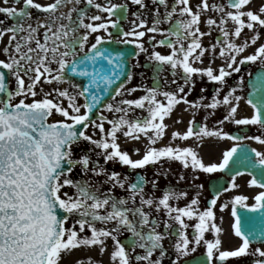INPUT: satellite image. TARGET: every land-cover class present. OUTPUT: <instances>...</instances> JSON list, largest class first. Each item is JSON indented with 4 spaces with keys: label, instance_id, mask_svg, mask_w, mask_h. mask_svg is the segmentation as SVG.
<instances>
[{
    "label": "snow or ice",
    "instance_id": "6c2138e0",
    "mask_svg": "<svg viewBox=\"0 0 264 264\" xmlns=\"http://www.w3.org/2000/svg\"><path fill=\"white\" fill-rule=\"evenodd\" d=\"M142 53L151 85L146 72L132 84ZM248 64L259 71L241 74ZM205 80L210 101L206 87L189 99ZM242 102L251 115H240ZM182 103L191 118L171 141H232L219 162L193 146H156ZM121 137L148 147L134 159ZM249 140L264 147V0H0V264H104L71 260L81 249L108 264H264V150ZM173 162L180 171L164 169ZM224 171L228 186L202 206L200 174ZM245 174L261 189L254 202L235 194L218 205ZM217 207H230L235 247H224Z\"/></svg>",
    "mask_w": 264,
    "mask_h": 264
},
{
    "label": "flooded vegetation",
    "instance_id": "af4514ba",
    "mask_svg": "<svg viewBox=\"0 0 264 264\" xmlns=\"http://www.w3.org/2000/svg\"><path fill=\"white\" fill-rule=\"evenodd\" d=\"M100 1L103 2V0H100ZM156 38L158 40L161 37L157 36ZM207 42L208 41L205 40V43H207ZM146 47H149V51H151L150 45H147ZM157 50L161 51L162 53H167L169 51V49L167 47H159ZM247 51H248V53H251L253 51V49L249 48ZM146 57H147V54H145V53H142L141 56L139 57L141 67L134 69V71L136 72V77L132 82L133 85L142 82L141 77H140L141 72H146V76L149 77V79H147L144 82L148 83L149 85H151V83H152V81L150 79L152 73L149 70L151 66L147 62ZM134 62H135V58H133L130 61V63H134ZM216 63L219 64V63H221V61L217 60ZM205 64H207V60H205ZM146 70H148V71H146ZM257 70H258V67L256 65L248 64V65L243 66V71L241 74H246L247 71H252L254 73ZM237 78H238V74H234L233 78L229 79V81H228L229 84H233L235 79H237ZM245 79L247 82V79H248L247 76H245ZM201 87L207 88V92L205 93V96L208 98L206 100V102H209L211 99V95L214 92V84H213V82H207L206 80L204 82L198 83L196 90L193 92V94L191 96H189V99H191V100L198 99L199 90ZM247 91H248V89L246 87L245 93H247ZM140 94L141 93H136L134 95H140ZM186 108H187V105L182 103L174 110L171 118H166V123H168L170 127L167 129L166 136L162 140L158 141L156 146L161 147V146L168 144L169 142H171L173 144V146H176V145L193 146L197 149V151L199 152V154L202 156V158L204 159V161L206 163L207 162H219V159L222 157V152L228 148L229 144L230 145L232 144V141H228V140L221 141V140H217L215 138H206L205 142L203 144H201L198 140H195V139H190L187 142L181 141V140L171 141V132H173L175 130H180L183 132L187 128L188 121L191 118V113L189 111H185ZM223 113H224V109H220L219 111H217L216 115L209 120V126L210 127L214 126L216 119L222 118ZM251 113H252V109L246 107L242 102L240 115L241 116L251 115ZM105 114L108 115V113H105ZM206 114H207L206 111L201 110L200 112L196 113L197 119L201 120ZM178 120L180 122L176 123V121H178ZM106 127H107V125H106ZM225 130L232 132L233 134H237V135L241 134L239 128L234 124L226 123ZM89 132H91V129L89 130ZM244 132L249 134V135H252V134H256L257 130L255 127L244 128ZM120 142H121L122 148L124 150L129 151V153L132 155V157L134 159L140 158V156H142L144 154V152L146 151V149L148 147V142H147L146 138H141L138 141H133L130 139L126 140L125 138L121 137ZM255 144L257 145V146L255 145L256 148H258L260 150H264V147L261 148V146L258 145L256 142H255ZM137 146L140 149L139 154H137L134 151V149ZM169 166L171 167L173 173H176V172L181 170V165L179 164V162H173L170 164L166 163L164 165V169H167ZM116 170H120V171H123L125 173L130 171L127 168L121 169L119 166H117ZM137 171H140V170H137ZM154 171H155V167L148 166L147 169L144 171V174L147 177L152 178ZM217 178H224L227 181V185L224 184V186H223L221 184H218V185H215L214 187H210L211 180H214ZM168 180H172V182L175 183V180L172 176L168 177L167 179L161 177V181H160L161 186L162 187L167 186ZM230 180H231V178L226 177L222 172H217L214 174L201 173L200 179L197 180L196 183L197 184H200V183L204 184V189L201 192L202 206L206 205L208 199H211L212 195H214L218 186L227 187L228 182ZM249 180H250L249 176L242 175V176L238 177L237 183L240 185V188L236 189V190H232L229 193H225L221 197V201L218 202V205H219V203L223 202V200H230L231 197L235 194L249 195V201L248 202L249 203L254 202L252 197L254 196L255 193H257L261 189H259L258 187H250L247 183ZM194 194H195L194 192L190 191L189 198H191V196ZM180 203H181V205H183L185 203V201H181ZM230 207H229V209H225L222 212L219 210V207H217V217H218L217 222L220 223L221 226L225 229V233L222 236L225 248L235 247L240 243L239 238L235 237V235L232 233V230H231V223L233 222V218L230 215ZM221 216L223 217V220L219 219V217H221ZM206 236L208 238H212V234H210V233L206 234ZM108 245H109V252H110L111 246H112L111 240L108 241ZM255 246L256 245H253V247H255ZM203 252H204V248L201 247L198 250V252L195 254L196 257H200L201 253H203ZM95 258L96 259H102L104 261V264H108V255L107 254H104L101 257L98 255V250H95Z\"/></svg>",
    "mask_w": 264,
    "mask_h": 264
},
{
    "label": "rangeland",
    "instance_id": "374dc122",
    "mask_svg": "<svg viewBox=\"0 0 264 264\" xmlns=\"http://www.w3.org/2000/svg\"><path fill=\"white\" fill-rule=\"evenodd\" d=\"M114 2L119 3V2H122V0H114ZM129 18L131 19V17H129ZM127 27H128V23L126 22V29H127ZM101 34H104V33H101ZM146 38H147V36L145 37V45L147 46ZM45 87L47 88L48 86L45 85ZM60 118L61 117L59 115H56L55 117H53V119H60ZM136 148H138V146ZM70 194H71V192H70ZM78 252H87V254L82 253L81 255H79ZM88 256H92L95 258V249H93L91 251H89L87 249H81L80 251L75 252L73 254V256L70 257V259L75 260L76 258H80V257H83V259H87Z\"/></svg>",
    "mask_w": 264,
    "mask_h": 264
},
{
    "label": "water",
    "instance_id": "95a60500",
    "mask_svg": "<svg viewBox=\"0 0 264 264\" xmlns=\"http://www.w3.org/2000/svg\"><path fill=\"white\" fill-rule=\"evenodd\" d=\"M118 47V46H117ZM120 48V47H119ZM121 49H125V50H128V51H131L129 48L125 47V48H121Z\"/></svg>",
    "mask_w": 264,
    "mask_h": 264
}]
</instances>
